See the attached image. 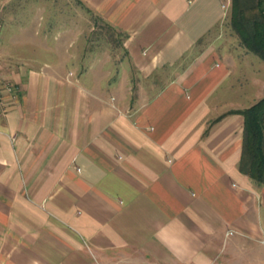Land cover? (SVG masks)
I'll use <instances>...</instances> for the list:
<instances>
[{"label":"crops","instance_id":"crops-1","mask_svg":"<svg viewBox=\"0 0 264 264\" xmlns=\"http://www.w3.org/2000/svg\"><path fill=\"white\" fill-rule=\"evenodd\" d=\"M78 1L122 35L119 74L41 20L0 25V264H264V185L226 113L259 98L232 77L251 52L219 35L230 0Z\"/></svg>","mask_w":264,"mask_h":264},{"label":"rangeland","instance_id":"rangeland-1","mask_svg":"<svg viewBox=\"0 0 264 264\" xmlns=\"http://www.w3.org/2000/svg\"><path fill=\"white\" fill-rule=\"evenodd\" d=\"M27 1L30 2L11 5L7 3L0 7V25H5V35L18 34L17 24L11 20H17L21 23V21L28 18L38 19L44 23L39 27H32V29L33 33L35 32L39 36L62 34L65 39L79 38V44L74 43L72 46H75V50L80 52L82 66L93 67L97 71L101 70L102 67L107 68L110 75L119 74L121 69L125 67L126 51L123 47L122 35L81 2L78 0H41L42 6L35 9L32 3L39 0ZM22 28L26 29L25 26L20 27V29ZM219 35L225 40H232L230 38L235 36L229 28L227 20ZM228 45H232V43L228 42ZM72 46H70V49H72ZM23 48L25 47H20V49ZM34 51L40 53L38 49H34ZM249 57L248 61L243 58L240 60L233 70L232 77L246 85V90L238 91L241 100L252 103L258 97L264 95V61L253 53ZM249 61L250 65L248 64ZM128 67L130 81L135 87L138 82L135 71L130 68V65ZM102 73L104 74L105 71ZM255 76L258 78V83L254 87L251 79ZM248 79L251 82L250 84ZM150 80L143 79L142 82L147 84ZM162 81H164V78H162ZM4 83L0 85V89L3 88ZM134 92L135 88L132 89V93ZM150 92H154V90H150Z\"/></svg>","mask_w":264,"mask_h":264},{"label":"trees","instance_id":"trees-1","mask_svg":"<svg viewBox=\"0 0 264 264\" xmlns=\"http://www.w3.org/2000/svg\"><path fill=\"white\" fill-rule=\"evenodd\" d=\"M228 26L240 45L264 61V0H230ZM243 115L238 168L256 184L264 185V95L241 109Z\"/></svg>","mask_w":264,"mask_h":264},{"label":"built area","instance_id":"built-area-1","mask_svg":"<svg viewBox=\"0 0 264 264\" xmlns=\"http://www.w3.org/2000/svg\"><path fill=\"white\" fill-rule=\"evenodd\" d=\"M2 89L10 91L12 93V96L16 97V91L13 89V86L10 83H4ZM2 89H0V99H1V96H2V91H1Z\"/></svg>","mask_w":264,"mask_h":264}]
</instances>
